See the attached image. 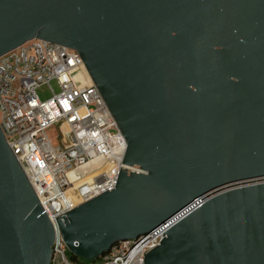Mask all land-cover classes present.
I'll return each instance as SVG.
<instances>
[{"label": "water", "instance_id": "95a60500", "mask_svg": "<svg viewBox=\"0 0 264 264\" xmlns=\"http://www.w3.org/2000/svg\"><path fill=\"white\" fill-rule=\"evenodd\" d=\"M34 38L79 52L127 141L116 187L57 217L73 258L161 227L144 264H264V0H0V55ZM54 238L0 129V264Z\"/></svg>", "mask_w": 264, "mask_h": 264}, {"label": "built area", "instance_id": "2783aa9c", "mask_svg": "<svg viewBox=\"0 0 264 264\" xmlns=\"http://www.w3.org/2000/svg\"><path fill=\"white\" fill-rule=\"evenodd\" d=\"M79 52L34 38L0 55V129L55 229L50 264H86L71 256L57 217L116 187L127 141L91 79ZM57 81L60 91L40 99L37 89ZM56 126L60 145L48 129ZM79 202H75L72 192ZM158 227L124 240L93 264H144L159 245Z\"/></svg>", "mask_w": 264, "mask_h": 264}, {"label": "rangeland", "instance_id": "374dc122", "mask_svg": "<svg viewBox=\"0 0 264 264\" xmlns=\"http://www.w3.org/2000/svg\"><path fill=\"white\" fill-rule=\"evenodd\" d=\"M50 86L55 90V92H59L60 91V86L57 83V81L52 80L50 82V85L46 83V84H43L40 87H38L37 93H38L40 99L47 100L53 95ZM48 135L51 138V140H52V142H53V144L55 146L60 145L59 132H58V129H57L56 126H53L50 129H48ZM78 260H79V262H83V263H86V264H93L92 262L87 261V260H85L83 258H80V257H79Z\"/></svg>", "mask_w": 264, "mask_h": 264}, {"label": "bare ground", "instance_id": "6f19581e", "mask_svg": "<svg viewBox=\"0 0 264 264\" xmlns=\"http://www.w3.org/2000/svg\"><path fill=\"white\" fill-rule=\"evenodd\" d=\"M79 76H80V78L82 79V80H84L85 78H89V76H88V74H87V72L86 71H84V72H81L80 74H79ZM72 197H73V199H75L77 202H79V197H78V195L76 194V192H74L73 191V193H72Z\"/></svg>", "mask_w": 264, "mask_h": 264}]
</instances>
